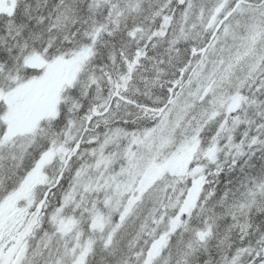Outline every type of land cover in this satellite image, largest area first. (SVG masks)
I'll use <instances>...</instances> for the list:
<instances>
[{
    "label": "snow or ice",
    "instance_id": "6c2138e0",
    "mask_svg": "<svg viewBox=\"0 0 264 264\" xmlns=\"http://www.w3.org/2000/svg\"><path fill=\"white\" fill-rule=\"evenodd\" d=\"M0 264H264V0H0Z\"/></svg>",
    "mask_w": 264,
    "mask_h": 264
}]
</instances>
